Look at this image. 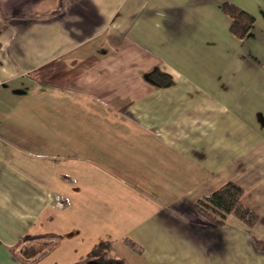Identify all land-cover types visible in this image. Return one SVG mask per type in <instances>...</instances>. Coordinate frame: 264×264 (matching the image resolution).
Returning <instances> with one entry per match:
<instances>
[{
	"label": "crops",
	"instance_id": "1",
	"mask_svg": "<svg viewBox=\"0 0 264 264\" xmlns=\"http://www.w3.org/2000/svg\"><path fill=\"white\" fill-rule=\"evenodd\" d=\"M227 181L253 225L195 208ZM44 233L39 260L13 254ZM104 240L128 264H264V0H0V264Z\"/></svg>",
	"mask_w": 264,
	"mask_h": 264
},
{
	"label": "trees",
	"instance_id": "2",
	"mask_svg": "<svg viewBox=\"0 0 264 264\" xmlns=\"http://www.w3.org/2000/svg\"><path fill=\"white\" fill-rule=\"evenodd\" d=\"M221 9L230 17V30L234 35L242 38L250 29L253 16L230 2H223ZM148 77L159 84L166 83L169 80L167 74L159 70H151ZM242 188L234 181H227L209 194L198 199L195 208L211 223L221 226L224 224V218L227 214H231L246 225H253L258 215L241 201ZM25 240H41L42 244L39 248L35 245L23 247V249L15 250L18 245H14L13 254L20 260L37 261L47 252L54 248L59 242V235L56 233H44L40 235H26ZM123 241L137 252L142 251V247L130 238L124 237ZM257 245L264 250V242ZM37 248V249H36ZM74 264H128L121 258L112 254L111 240L99 242L91 250H89L81 259Z\"/></svg>",
	"mask_w": 264,
	"mask_h": 264
},
{
	"label": "rangeland",
	"instance_id": "3",
	"mask_svg": "<svg viewBox=\"0 0 264 264\" xmlns=\"http://www.w3.org/2000/svg\"><path fill=\"white\" fill-rule=\"evenodd\" d=\"M225 223V222H224ZM251 239H249V241H250ZM250 243H251V241L248 243V245H250ZM236 244H240L239 242L238 243H236ZM239 246V245H238ZM243 247V246H242ZM225 255L224 254H217V259H218V261H224L226 258H231L232 259V263L233 264H236V262L238 261V260H240V258H241V261L243 262V259L244 260H246L247 258H248V260H249V262L250 263H256L259 259L258 258H256V257H254V255H252L251 254V257H250V255L248 254V255H243V254H236V253H233V254H231V256L230 255H226L225 257H224ZM247 256V257H246ZM260 261V260H259Z\"/></svg>",
	"mask_w": 264,
	"mask_h": 264
}]
</instances>
